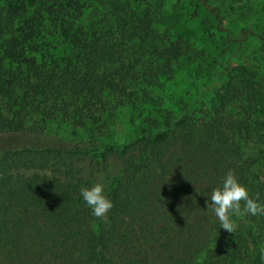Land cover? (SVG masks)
I'll list each match as a JSON object with an SVG mask.
<instances>
[{
  "label": "trees",
  "instance_id": "1",
  "mask_svg": "<svg viewBox=\"0 0 264 264\" xmlns=\"http://www.w3.org/2000/svg\"><path fill=\"white\" fill-rule=\"evenodd\" d=\"M230 1L196 0L239 58L256 37L263 64L264 0ZM223 3L253 14L237 35ZM160 4L0 0V138L12 141L0 152V264H264V216L230 233L206 210L228 170L264 201V69L229 71L210 108V85L195 99L176 90L182 74L198 86L213 56L162 29ZM126 110L133 136L105 142ZM55 124L70 134L53 136ZM101 176L106 221L80 196Z\"/></svg>",
  "mask_w": 264,
  "mask_h": 264
},
{
  "label": "rangeland",
  "instance_id": "2",
  "mask_svg": "<svg viewBox=\"0 0 264 264\" xmlns=\"http://www.w3.org/2000/svg\"><path fill=\"white\" fill-rule=\"evenodd\" d=\"M230 1V0H229ZM239 1V0H238ZM236 0H231L234 4L238 3ZM258 0H247L245 6L250 7L253 3ZM161 4L159 5L164 12V19L161 20L162 29L173 28L177 32L184 34L189 38H193L196 41L202 40L205 42V45L208 49V52L212 57L214 64H212L211 70L206 76H201L200 83L198 86L190 80L187 76L179 75L177 82H175L174 87L176 90L182 92L184 95L188 92L189 98H197L200 94V86L206 84L210 85L209 90L205 93L204 96H201V102L206 106V108L213 107L217 105V93L223 92V87L226 81L229 78L228 72L235 70L241 63H244L252 68H255L257 65L262 66L264 69V63L260 61V57L257 53V47L259 46V40L251 38L248 40L244 48L242 49V58H239V51L236 45H229L227 40L220 36V32H215V25L210 15L203 12L196 0H160ZM230 3H223V8L226 10V26H229L234 35L239 33L241 22L253 18V14L248 12H243V10L232 12L228 6ZM228 8V9H227ZM249 18V19H248ZM259 26H264V18H258ZM173 26V27H172ZM230 56V61L228 62V68L219 72V70L225 64V58ZM219 72V73H217ZM217 74V75H215ZM170 90L172 91V84ZM175 90V89H174ZM191 91V93L189 92ZM204 108L201 106V109ZM204 108V110H206ZM200 109V110H201ZM122 115V118L119 121V124L115 128V131L112 133L113 136L109 135L105 137V142H110V140H115L119 142H126L134 132L130 125L127 124L125 116L126 112ZM69 128H62L61 126L55 124L52 126V135L53 136H65L70 134ZM80 135L85 137V132L81 130ZM9 138H0V152H2L8 145L11 143Z\"/></svg>",
  "mask_w": 264,
  "mask_h": 264
},
{
  "label": "clouds",
  "instance_id": "3",
  "mask_svg": "<svg viewBox=\"0 0 264 264\" xmlns=\"http://www.w3.org/2000/svg\"><path fill=\"white\" fill-rule=\"evenodd\" d=\"M25 171V170H22ZM26 174H30L26 171ZM249 186L242 182L233 170H228L219 185L208 195L207 211L218 221L220 227L230 233L237 228L236 218L248 216H264V201L258 194H250ZM80 196L91 209L93 217L108 219V213L113 208V201L107 190V183L101 178L86 187H81ZM264 258V249L261 251Z\"/></svg>",
  "mask_w": 264,
  "mask_h": 264
}]
</instances>
